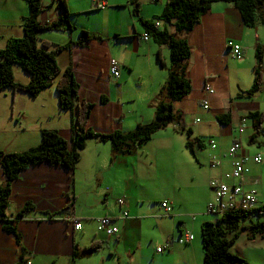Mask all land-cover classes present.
<instances>
[{
    "label": "crops",
    "instance_id": "obj_1",
    "mask_svg": "<svg viewBox=\"0 0 264 264\" xmlns=\"http://www.w3.org/2000/svg\"><path fill=\"white\" fill-rule=\"evenodd\" d=\"M57 1L42 0V25L61 16ZM63 1L74 29L46 31L39 36L51 50L65 46L56 55L59 76L35 98L11 88L0 91L2 152H22L39 145L43 130L55 131L70 142L76 109L60 110L55 91L65 69H70L78 86L76 103L92 105L88 126L94 133L128 132L154 118V99L167 79V71L159 66L158 59L166 64L167 47L151 39L142 40L144 29L132 14L128 0ZM167 1L139 0L138 17L154 25L157 20L153 18L162 13ZM95 2L104 3L105 8L94 9ZM28 13L24 0H0V49L8 39L22 36V21ZM168 27L174 31L171 25ZM81 30L87 31L90 39L78 45ZM180 38L187 41L191 53L186 70L189 93L173 104V111L180 114L179 127L159 130L140 149L131 147L115 155L110 143L89 139L73 169L41 162L22 170L11 183L6 215L13 220L25 204L33 209L14 223L20 246L3 231L0 222V264H15L21 250L29 264H135L141 261L144 247L152 242L147 229L158 230L163 217L176 221V239L184 232L191 233L187 228L193 227L197 216H201L199 229L207 222L206 206L214 199L209 182L220 179L232 183L224 180L231 170L226 153L234 141L241 144L243 138L235 127L242 120L248 121L244 118L249 113L264 114V75L260 92L251 98L241 96L252 85L257 49L262 50L264 68V26L246 27L231 4L217 2ZM229 41L240 45V59L228 53ZM110 59L118 62V79L108 73ZM13 78L21 85L29 81V76L16 66ZM203 102L207 110L202 108ZM223 114L228 117L220 123ZM179 129L190 131L189 138ZM211 139L215 141L214 149L208 143ZM188 140L191 150L186 146ZM244 152L248 154L246 149ZM213 160L219 161L218 167H210ZM248 164L243 189L256 193L257 209L259 178L252 170L261 163ZM4 181L0 168V185ZM121 197L124 203L118 206L116 200ZM163 201L172 205L169 214L160 207ZM69 212L81 222L79 231L67 221ZM124 212L127 217L122 216ZM102 217L114 220L118 228L115 236L106 237L97 231V220ZM192 236L189 244L180 245L185 247L175 248L190 258L180 264H197ZM95 242L102 244L98 252L74 258L75 250ZM169 249L168 245L166 251L157 254ZM230 252L249 264H264V237L241 231Z\"/></svg>",
    "mask_w": 264,
    "mask_h": 264
},
{
    "label": "trees",
    "instance_id": "obj_2",
    "mask_svg": "<svg viewBox=\"0 0 264 264\" xmlns=\"http://www.w3.org/2000/svg\"><path fill=\"white\" fill-rule=\"evenodd\" d=\"M28 6V16L22 21V36L8 39L5 46L0 49V91L11 88L21 91L35 98L43 90L47 89L53 80L59 76L56 55L65 46H56L50 49V44L41 41L39 36L46 31H71L74 27L69 20L63 0L57 1V8L61 16L57 21L42 25L39 16L43 12L42 0H24ZM132 6V14L142 25L144 32L158 46H167L169 50V65L166 66L158 59L161 68L167 71V79L154 99V118L147 124H137L128 132L115 131L110 134L94 133L88 126L92 105L81 101L76 103L78 86L70 69H65L55 85L59 109L71 110L75 107L76 115L72 123V138L68 143L55 131L43 130L41 142L22 152L6 153L0 151V168L4 176V183L0 185V222L2 229L14 237L20 246L21 238L16 231L15 221L31 211L33 207L25 204L24 207L10 220L6 211L10 186L19 173L41 162L73 169L79 160V153L85 147L87 140L108 142L112 148V154L122 153L129 148L140 149L149 141L156 132L170 124H179L180 114L173 111V104L185 98L189 93L187 79V61L190 58L191 49L187 41L180 36L190 32L199 23L200 18L210 9L213 3L223 2L231 4L239 13L246 27L256 25L264 26V0H168L162 13L154 20L162 21L165 25H171L174 34L170 35L166 28L156 29L152 23L142 21L138 17L139 0H128ZM90 39L87 31H80L78 45L86 43ZM262 50L257 49V64L253 69L252 85L241 96L251 98L261 90L262 86ZM16 66L29 76L26 85L17 84L13 78V67ZM228 114L219 117L220 123ZM246 119L250 120L252 128L259 133L264 115L259 112L249 113ZM179 127V126H178ZM185 132L187 138L190 131ZM253 142V136L251 137ZM186 146L191 150L188 140ZM264 206L255 209L250 214L230 213L221 219L211 223H203L200 227V240L202 250V264H249L246 260L232 254L230 247L234 244L241 231L248 234H259L264 237V219L252 221V217H261ZM246 222V224H245ZM248 223V224H247ZM102 248L99 242L91 243L81 250L74 252V258L89 257ZM15 264H27L24 251L21 250Z\"/></svg>",
    "mask_w": 264,
    "mask_h": 264
},
{
    "label": "built area",
    "instance_id": "obj_3",
    "mask_svg": "<svg viewBox=\"0 0 264 264\" xmlns=\"http://www.w3.org/2000/svg\"><path fill=\"white\" fill-rule=\"evenodd\" d=\"M156 2L157 0H152ZM94 9H104L105 5L102 2H95L93 4ZM159 22L154 23V27L159 28ZM142 40L148 41L149 37L146 33L143 34ZM226 49L233 59H240L242 56V49L240 45L233 41H229L226 44ZM108 73L114 78L118 79V62L115 59H110L108 64ZM206 91L211 92L209 88ZM204 110L208 109L206 102L202 103ZM246 119V118H244ZM198 122V120H196ZM246 129L245 120H242L237 128V133L242 134ZM212 149L215 148V141L213 139L208 141ZM228 156L231 158V170L224 175V180H229L232 183H226L220 179H212L209 182V187L213 191L214 199L206 206V214L215 216L216 220L221 219L224 215L230 213H242L250 214L256 208V193L254 191H244L242 179L248 173L247 164L251 161L254 164L261 163V157L255 155L250 157L242 148L240 142L234 141L228 149ZM219 166L218 160H213L210 164L211 168ZM124 197L116 200V204L121 206L124 203ZM160 207L165 214H169L172 210L171 203L163 201L160 203ZM123 217H127V213L122 214ZM193 218V217H192ZM66 219L72 225L74 231L81 229V222L73 217L72 212H69ZM215 220V221H216ZM98 232H102L106 237L115 236L118 232V228L114 224V220L108 217H102L97 220ZM193 240V236L189 232H184L182 236H179L177 243L179 245H187ZM167 244L161 248H157L156 252L161 253L164 249H167ZM27 264L29 262L27 261Z\"/></svg>",
    "mask_w": 264,
    "mask_h": 264
},
{
    "label": "rangeland",
    "instance_id": "obj_4",
    "mask_svg": "<svg viewBox=\"0 0 264 264\" xmlns=\"http://www.w3.org/2000/svg\"><path fill=\"white\" fill-rule=\"evenodd\" d=\"M148 7H144V10H147ZM159 22L160 27L164 26L168 32H171L170 35L174 34V31H172L171 28L168 27V25L163 24L162 21L157 20ZM167 47V46H165ZM166 52L169 54L168 47L166 48ZM166 53L165 55V65H169V55ZM262 71H264V68L262 66ZM262 75H264V72H262ZM264 90V88H263ZM261 101H263L262 104V111H264V91H261ZM263 114V113H261ZM264 115V114H263ZM172 125H177V124H170L167 125L166 127H171ZM180 125V122L178 126ZM246 129L243 130V135L241 139V144L242 148L246 149L248 151V154L250 157L253 152L258 153L256 155H259L261 157V164L257 167H253L252 174H255L254 176L259 178V183L257 184V198L259 200V203L257 204V207L260 208L261 206H264V119L261 124V128L259 130V133L256 134L254 129L252 128L251 123L248 121L245 122ZM165 127V128H166ZM238 126L235 127L237 129ZM164 129V128H163ZM162 130V129H161ZM176 131V130H174ZM187 131V130H186ZM253 136V142L250 141L251 137ZM229 149V148H228ZM250 151V152H249ZM251 153V154H250ZM226 155L228 156V150ZM230 158V157H229ZM231 161V158H230ZM250 164V163H249ZM248 166L254 165L250 164ZM210 203V202H209ZM206 213V210H205ZM164 220L161 222L159 229L155 230L153 227H149L147 229V235H149L150 240L152 241L150 245H146L144 247V252L141 255V261L139 260L135 261V264H180L181 262H186L187 259L189 261V255H185L183 252L176 250L175 248H183L185 246H180L177 243V229H176V221L173 220V218L169 217H163ZM207 222H212L215 221L216 218L215 216L208 215L204 217ZM264 219V213H262L261 217L254 216L252 217V221H255L256 219ZM197 222L193 224L192 226H188L187 230H189L193 235H194V244H193V250L196 251L197 256L199 259H197V264H201L202 261V253H201V240H200V221H201V216H197L195 218ZM248 224V223H247ZM164 244L169 245V251L168 252H163L162 254H157L155 253L156 247L161 248L164 246ZM166 251V250H164ZM166 255H170V258L163 257Z\"/></svg>",
    "mask_w": 264,
    "mask_h": 264
}]
</instances>
